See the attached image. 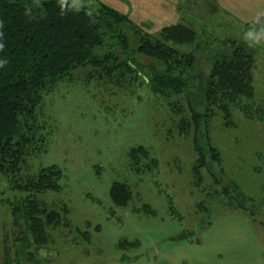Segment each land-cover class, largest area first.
<instances>
[{
	"label": "rangeland",
	"instance_id": "374dc122",
	"mask_svg": "<svg viewBox=\"0 0 264 264\" xmlns=\"http://www.w3.org/2000/svg\"><path fill=\"white\" fill-rule=\"evenodd\" d=\"M212 3L185 0L180 15L170 7L167 18L139 13L130 18L153 34L185 23L200 32L203 42L238 39L255 49V99L243 111L257 109L263 120L248 119L237 107L229 127L221 116L212 120V134L222 154L224 182H235V189L251 198L258 207L256 222L227 206L206 170L203 182L194 183L197 153L192 135H183L179 123L192 116L198 95L163 97L142 79L122 82L118 73L90 79V69L82 67L43 96L35 124L46 138L44 147L25 154L13 175H0V264H34L32 259L41 264H264V38L262 30L247 29ZM132 42L137 45V38ZM198 66L209 74L212 64L204 52L198 54ZM140 145L151 150L156 167L150 158L132 166L129 152ZM52 165L62 170L59 189L36 193V198L65 220L48 230L47 245L34 253L16 240L10 202L25 193L13 186ZM114 182L132 188L125 207L113 202ZM187 231L188 238L177 240ZM123 240L139 244L123 249Z\"/></svg>",
	"mask_w": 264,
	"mask_h": 264
},
{
	"label": "trees",
	"instance_id": "16d2710c",
	"mask_svg": "<svg viewBox=\"0 0 264 264\" xmlns=\"http://www.w3.org/2000/svg\"><path fill=\"white\" fill-rule=\"evenodd\" d=\"M95 1L0 0V175L16 173L25 154L44 147L46 138L40 136L35 124L44 94L61 81L72 79L75 70L88 67L90 79L118 73L122 82L142 79L159 96L198 95L199 101L190 110L192 116L185 114L179 123L182 134L193 137L197 153L191 169L194 183L199 186L203 182L206 170L227 206L245 211L256 222L253 215L258 207L251 198L236 190L235 182H224L223 158L212 134V120L221 116L230 126L237 107L242 106L246 118L263 120L257 109L243 111L253 106L255 99V49L238 39L215 37L203 42L200 32L185 23L164 26L154 34L145 32L129 15ZM263 24L261 17L244 26L260 30ZM132 37L137 38V45ZM200 52L212 64L208 75L198 66ZM129 156L132 166L149 158L152 167L158 164L151 150L142 145L133 147ZM61 176L62 170L52 165L34 179L14 183L13 189L25 193L10 202L16 240L33 248L34 253L47 245L48 230L61 226L64 219L59 210L39 202L36 193L58 190ZM132 195L128 183L114 182L111 186L118 206H127ZM64 211L68 213V208ZM63 225L68 224L65 221ZM138 244L123 240L119 247ZM5 257H10L8 247Z\"/></svg>",
	"mask_w": 264,
	"mask_h": 264
},
{
	"label": "crops",
	"instance_id": "0c3cea01",
	"mask_svg": "<svg viewBox=\"0 0 264 264\" xmlns=\"http://www.w3.org/2000/svg\"><path fill=\"white\" fill-rule=\"evenodd\" d=\"M109 1H112L113 4L110 6L120 10L125 14H128L132 18L135 16L134 13H139L140 15H142V17L144 16L158 17L159 15L162 14L167 18V16L171 12L170 7H174V13L176 11L180 15L179 8L185 6L184 5L185 0H109ZM131 1L134 2V6L131 4ZM212 1H213L212 4L217 6L220 10L229 13L233 18H235L238 22L241 23L253 22L260 19L261 17H264V0H212ZM187 2L188 0H186V4ZM135 6L137 7V9L135 8ZM260 30H262V35L264 38V24Z\"/></svg>",
	"mask_w": 264,
	"mask_h": 264
},
{
	"label": "water",
	"instance_id": "95a60500",
	"mask_svg": "<svg viewBox=\"0 0 264 264\" xmlns=\"http://www.w3.org/2000/svg\"><path fill=\"white\" fill-rule=\"evenodd\" d=\"M185 238H188V233L187 232H183L181 235H179L177 237V240H182V239H185Z\"/></svg>",
	"mask_w": 264,
	"mask_h": 264
}]
</instances>
